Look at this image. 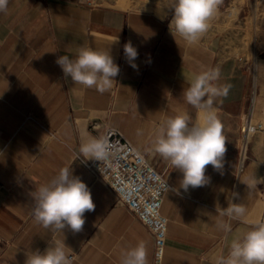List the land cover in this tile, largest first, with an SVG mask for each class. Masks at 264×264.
Returning <instances> with one entry per match:
<instances>
[{
  "label": "crops",
  "instance_id": "obj_1",
  "mask_svg": "<svg viewBox=\"0 0 264 264\" xmlns=\"http://www.w3.org/2000/svg\"><path fill=\"white\" fill-rule=\"evenodd\" d=\"M233 7L240 17L232 19L230 29L208 30L188 45L173 38L169 15L152 10L97 8L77 0H9L6 12H0V264H24L26 252L43 251L55 240H64L72 264H120L122 252L143 241L148 264H153L151 232L95 178L80 146L85 136L99 138L106 126H116L178 188L182 173L150 149L167 118L188 113L194 122L203 120L183 91L208 68L221 71L216 86L231 85L227 96L213 101L227 140L223 175L209 165L208 185L167 192L164 264H215L234 238L261 220L264 183L249 192L239 179L264 177V131L253 134L242 167L239 149L246 114L252 109L253 117L261 118L264 113V59L255 61L264 58V0H237ZM128 41L138 51L136 69L124 56ZM81 45L110 50L120 72L108 91L84 89L64 77L57 58H74ZM63 167L88 185L95 203L78 233L45 229L32 216L30 193ZM232 192L239 193L234 202L245 206L247 222L231 220L232 230L225 233L217 229L216 219Z\"/></svg>",
  "mask_w": 264,
  "mask_h": 264
},
{
  "label": "clouds",
  "instance_id": "obj_2",
  "mask_svg": "<svg viewBox=\"0 0 264 264\" xmlns=\"http://www.w3.org/2000/svg\"><path fill=\"white\" fill-rule=\"evenodd\" d=\"M8 3L9 0H0V12H6ZM221 3L222 0H171L169 10L172 16L168 27L173 38L179 36L188 45L196 44L207 33ZM123 52L130 66L136 69L138 51L131 41L123 45ZM56 63L64 77H70L75 86L95 88L100 93L113 86L120 72L110 50H96L87 45H81L74 58L62 55ZM220 76L218 67L208 68L196 74L183 91L186 102L203 113L202 121L194 122L188 113L171 116L163 122L153 140L150 150L182 173L178 188L171 189L177 194L181 189L188 192L189 188L208 185L211 178L206 175V169L209 165L223 175L227 140L213 101L215 97L227 96L231 85L216 86L214 82ZM141 134L138 129L137 135ZM109 148L105 137L85 136L80 153L85 160L103 162L109 155ZM156 179L159 181L160 177ZM239 181L251 192L257 190L258 184L264 183V177L245 175ZM161 187L170 190L167 182L162 181ZM30 195L34 205L31 210L34 221L57 233L63 234L65 229L73 233L82 231L86 222L85 213L95 210L90 188L80 177L74 176L69 167L61 168L50 181L40 185ZM239 199V193L232 192L227 207L220 208L216 219L218 230L231 232V220L247 222L245 206L234 202ZM65 249L64 240L48 242L43 251L36 249L26 252L24 264H72ZM120 264H148L144 242L124 250ZM215 264H264V220L252 222L248 231L234 238L227 255L216 257Z\"/></svg>",
  "mask_w": 264,
  "mask_h": 264
},
{
  "label": "built area",
  "instance_id": "obj_3",
  "mask_svg": "<svg viewBox=\"0 0 264 264\" xmlns=\"http://www.w3.org/2000/svg\"><path fill=\"white\" fill-rule=\"evenodd\" d=\"M96 126L95 122L91 125L92 129ZM258 130L264 131V122L254 123L253 111H250L241 128L240 167L248 156L250 140ZM100 137H105L110 145L107 159L103 162L83 160L84 164L148 228L154 239L153 264H164L169 221L162 208L168 191L161 187V182H167L170 190L174 186L165 172L156 168L120 128L106 126ZM157 176L160 177L159 181ZM261 220H264V215ZM69 257L72 260L74 256Z\"/></svg>",
  "mask_w": 264,
  "mask_h": 264
},
{
  "label": "rangeland",
  "instance_id": "obj_4",
  "mask_svg": "<svg viewBox=\"0 0 264 264\" xmlns=\"http://www.w3.org/2000/svg\"><path fill=\"white\" fill-rule=\"evenodd\" d=\"M77 1L82 5H88L97 8L102 6H116V7L133 8V9H148L156 12L160 16L169 15L170 18L172 16L171 10H169L171 6V0H77ZM226 1L228 0H222L221 4L226 3ZM232 1L233 3L230 4L228 8H223L220 5L218 6V11L215 17L210 21V27L208 29L209 31L216 30V28L224 29V30L230 29L232 19L235 18L237 20L240 17L238 12L239 10L233 7L235 6L237 0H232ZM263 59L264 58L261 56L255 57L256 62L261 61ZM255 67L256 68L252 74L254 75V77L257 76V72H256L257 65ZM250 111L253 110L251 109ZM253 122L254 123L264 122V113L261 118H259L258 114L256 113V116L253 117Z\"/></svg>",
  "mask_w": 264,
  "mask_h": 264
}]
</instances>
